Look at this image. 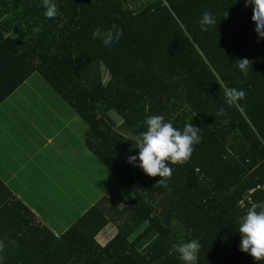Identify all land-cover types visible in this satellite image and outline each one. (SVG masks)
I'll list each match as a JSON object with an SVG mask.
<instances>
[{
    "label": "trees",
    "instance_id": "16d2710c",
    "mask_svg": "<svg viewBox=\"0 0 264 264\" xmlns=\"http://www.w3.org/2000/svg\"><path fill=\"white\" fill-rule=\"evenodd\" d=\"M55 2L58 15L49 19L40 0H0V103L37 72L85 123V146L129 199L101 195L56 233L0 180V264H183L171 245L193 238L196 264H264L239 250L236 232L238 217L264 201V37L253 30L251 5ZM205 9L217 23L201 31ZM111 24L122 35L109 49L91 31ZM239 58L249 60L247 75L235 67ZM226 87L244 89V99L225 104ZM155 114L199 128L188 159L169 164L170 191L127 162L136 152L128 133ZM108 224L116 231L101 242Z\"/></svg>",
    "mask_w": 264,
    "mask_h": 264
},
{
    "label": "rangeland",
    "instance_id": "374dc122",
    "mask_svg": "<svg viewBox=\"0 0 264 264\" xmlns=\"http://www.w3.org/2000/svg\"><path fill=\"white\" fill-rule=\"evenodd\" d=\"M106 78L107 75L104 81ZM20 90L23 97H26L20 98V103H16V96H14L10 100L15 104L8 105L10 102H6L0 105V147L5 146L6 132L9 133L10 127L17 129V135L32 133L30 135V138L33 137L32 142L37 144L38 148L40 147L42 137L50 129V126L46 125V117L44 116L43 120L38 115V107L41 104L37 103L42 100L53 110L59 109L57 111L61 112L60 118L63 122L66 121L69 127V131L66 132L63 128L62 132L58 133L61 138L64 135L65 141L60 142L59 139L53 142L60 145L58 155H51L49 148H53V145L50 144L45 146L44 150L39 149L37 156L31 157L27 163L18 168L19 175L16 179L25 178L18 192L28 203L27 207L34 214L36 213L35 219L40 218L61 232L101 195L106 194L115 202L127 204L128 192L120 186L117 175L83 143L82 137L86 131V125L73 108L37 72L30 76ZM38 97L40 100L36 102ZM43 109L44 106L41 113ZM40 121L41 123L36 126L35 124ZM29 151L33 152L32 145ZM60 165L62 172L59 173ZM22 168L23 171H21ZM26 170L28 175L25 176L23 172L25 173ZM49 171L52 173H48ZM60 194L65 197L63 198ZM126 226H124L125 232L130 230L131 224L128 223ZM142 226V224L137 226L135 232ZM114 231H116L115 225L108 224L98 238L101 237L104 242Z\"/></svg>",
    "mask_w": 264,
    "mask_h": 264
},
{
    "label": "clouds",
    "instance_id": "9594fccd",
    "mask_svg": "<svg viewBox=\"0 0 264 264\" xmlns=\"http://www.w3.org/2000/svg\"><path fill=\"white\" fill-rule=\"evenodd\" d=\"M251 5L250 20L254 22V32L257 37H264V0H244V6ZM45 18H54L58 15L55 0H40ZM201 31L217 23L216 17L208 10H203L198 18ZM34 28L33 31H38ZM122 35V29L115 24L106 28L94 27L91 38L99 40L106 48H111ZM235 67L241 75H247L249 60L239 58L235 60ZM224 103L234 105L243 100L244 89L224 88ZM224 113V108L217 110V115ZM227 123L226 120L223 121ZM144 130L129 132L127 140L136 149L134 155L127 157V162L138 166L148 176L158 175L155 184L170 191L167 179L172 174L169 164L183 163L190 156L193 145L199 143V128L192 123H184L182 128L174 127L170 120H165L162 114L146 115L143 119ZM167 162V163H166ZM236 232L239 233V250L247 252L255 261L264 259V201L252 202L250 206L238 217ZM3 244L0 243V249ZM199 242L193 238L173 243L171 251L183 264H196Z\"/></svg>",
    "mask_w": 264,
    "mask_h": 264
},
{
    "label": "crops",
    "instance_id": "0c3cea01",
    "mask_svg": "<svg viewBox=\"0 0 264 264\" xmlns=\"http://www.w3.org/2000/svg\"><path fill=\"white\" fill-rule=\"evenodd\" d=\"M32 74L29 75L23 81V83L20 84L12 93H10L0 103V105H2V103H6V102H10L8 105L15 104L14 102H11V100H10L11 97H14V96H16V103H20V98H26V97H23V94H22V92H20L21 91L20 89L24 84L27 83L28 79L30 78V76H32ZM49 96H51V94H49ZM39 98L40 97L37 98L36 102L40 100ZM33 104H35V103L33 102ZM37 104H41L38 107L39 108V114L38 113L37 114L39 116H41V118L43 120L46 117V122H47L46 125H47V127L50 126V129L44 134V137H42V144H40V147L38 148L37 144L32 142L31 139L33 137L30 138V135L32 133L26 132L25 134L21 133V134L17 135V129L15 127L14 128L10 127L9 133L6 132L5 146L0 147L2 149V150H0V180L26 206L28 203L23 198H21V195L18 192V190L23 186V184L21 182H24V180H25V178L16 179V176L19 175L18 168L23 166L25 163H27L31 157L37 156L39 149L44 150L45 146H49L50 144L53 145V148H49V150H51V155H54V154L58 155V153H59L58 149H59L60 145L53 144V142L58 141L59 139H60V142L65 141L64 135L61 138V135L58 136V133H60V131L62 132L63 128H64V130H66V132L69 129L67 122L66 121L63 122V119L60 118L61 112L57 111L59 109L53 110L48 104H46V102L44 100H42V102L37 103ZM42 106H44L43 113H41ZM41 114L43 115V117ZM71 118H73V116H71ZM40 123H41V121L35 125L38 126ZM82 141H83V137H82ZM31 145L33 146V152L32 153H30V151H29V147ZM48 154H49V152H48ZM61 169H62V166L61 165L58 166L59 173L62 172ZM21 171H23V168ZM48 173H52V172L49 171ZM23 174L25 176L28 175L27 170L25 171V173L23 172ZM18 180H20V181L18 182ZM60 196H62V195L60 194ZM62 197L64 198L65 195ZM35 216H37L36 213H35ZM36 219H37V221H40L42 223H46L45 221L41 220L40 218L36 217ZM51 228L56 233L60 232L55 227L51 226ZM98 240L102 242L101 237H100V239L98 238Z\"/></svg>",
    "mask_w": 264,
    "mask_h": 264
}]
</instances>
